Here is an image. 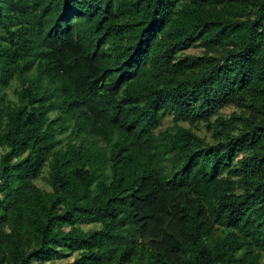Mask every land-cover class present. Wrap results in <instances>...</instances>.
Segmentation results:
<instances>
[{
  "label": "trees",
  "instance_id": "obj_1",
  "mask_svg": "<svg viewBox=\"0 0 264 264\" xmlns=\"http://www.w3.org/2000/svg\"><path fill=\"white\" fill-rule=\"evenodd\" d=\"M70 258L264 264V0H0V264Z\"/></svg>",
  "mask_w": 264,
  "mask_h": 264
},
{
  "label": "rangeland",
  "instance_id": "obj_2",
  "mask_svg": "<svg viewBox=\"0 0 264 264\" xmlns=\"http://www.w3.org/2000/svg\"><path fill=\"white\" fill-rule=\"evenodd\" d=\"M199 49H190L188 50L187 52H191V53H195V54H198L199 53ZM171 125V121L170 119H165L163 122H162V125H161V130H164L166 129L167 127H169ZM71 260L70 259H65L63 261H55L53 263H44V264H66L67 262H69Z\"/></svg>",
  "mask_w": 264,
  "mask_h": 264
}]
</instances>
